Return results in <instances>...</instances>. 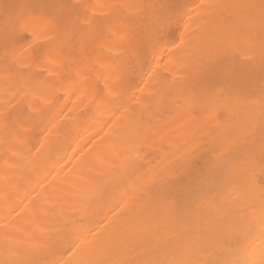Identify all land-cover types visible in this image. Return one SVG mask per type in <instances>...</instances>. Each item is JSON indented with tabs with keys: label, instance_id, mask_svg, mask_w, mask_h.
I'll return each instance as SVG.
<instances>
[{
	"label": "bare ground",
	"instance_id": "obj_1",
	"mask_svg": "<svg viewBox=\"0 0 264 264\" xmlns=\"http://www.w3.org/2000/svg\"><path fill=\"white\" fill-rule=\"evenodd\" d=\"M5 6L0 264H264V0Z\"/></svg>",
	"mask_w": 264,
	"mask_h": 264
},
{
	"label": "rangeland",
	"instance_id": "obj_2",
	"mask_svg": "<svg viewBox=\"0 0 264 264\" xmlns=\"http://www.w3.org/2000/svg\"><path fill=\"white\" fill-rule=\"evenodd\" d=\"M2 2H3V0H2ZM4 2L7 3V4L9 5V0H4ZM0 3H1V0H0ZM7 4H4V5H3V3H2V6H3V7H1V8H2V9L5 8V10H6V7H7V6H5V5H7ZM0 6H1V5H0ZM4 6H5V7H4ZM8 7H9V6H8ZM8 7H7V9H8ZM0 10H1V9H0ZM5 10H2V12L0 11V20H1V17L5 14V13H4ZM6 11H7V10H6ZM217 110H219V111L217 112L218 114H221V113H222V111H220V109L217 108Z\"/></svg>",
	"mask_w": 264,
	"mask_h": 264
}]
</instances>
